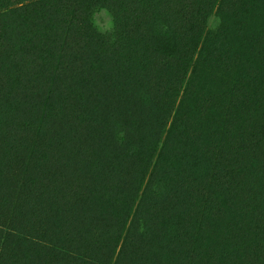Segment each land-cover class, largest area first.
I'll return each mask as SVG.
<instances>
[{
	"label": "rangeland",
	"instance_id": "1",
	"mask_svg": "<svg viewBox=\"0 0 264 264\" xmlns=\"http://www.w3.org/2000/svg\"><path fill=\"white\" fill-rule=\"evenodd\" d=\"M194 1L0 0V264H264V0Z\"/></svg>",
	"mask_w": 264,
	"mask_h": 264
},
{
	"label": "trees",
	"instance_id": "2",
	"mask_svg": "<svg viewBox=\"0 0 264 264\" xmlns=\"http://www.w3.org/2000/svg\"><path fill=\"white\" fill-rule=\"evenodd\" d=\"M228 1L231 2L234 7L236 6V3H240L243 6V0H228ZM180 2L185 4L184 8L183 7L181 8L182 12H183V9L186 12L185 19L190 24H201L202 23L201 22L202 21L201 20L202 19L201 7H199V6H197V7L196 6H192L191 7V4L186 5L188 3V1H180ZM191 2H195V1L191 0ZM226 3H227V0H226ZM34 15L39 18L38 13H35ZM190 28H191V25H186V29L185 30H191ZM197 29H198V27H197ZM186 50H187V48H186ZM254 90L257 91L256 89H254ZM255 104H260V103H259V101L252 100V105L254 106ZM246 144L248 145V149L247 150H250V152H253V151H256V150H258V151L260 150L259 159H261L262 161H261V163H259V166H260V169H261V173L258 176L260 178L259 182L262 184V186L264 188V124H262L260 130H254V134L253 135H252V131H251L250 135L247 137ZM236 179L237 178L234 175L233 176L234 184L237 183ZM237 187L238 186L236 184L235 187H233V188H237Z\"/></svg>",
	"mask_w": 264,
	"mask_h": 264
}]
</instances>
